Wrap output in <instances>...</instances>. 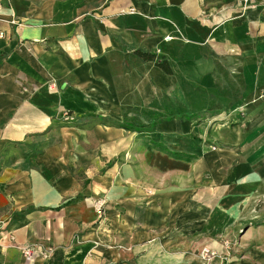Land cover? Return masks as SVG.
Listing matches in <instances>:
<instances>
[{
  "label": "crops",
  "instance_id": "crops-1",
  "mask_svg": "<svg viewBox=\"0 0 264 264\" xmlns=\"http://www.w3.org/2000/svg\"><path fill=\"white\" fill-rule=\"evenodd\" d=\"M0 34V264H264V0H0ZM156 100L189 160L117 162Z\"/></svg>",
  "mask_w": 264,
  "mask_h": 264
},
{
  "label": "rangeland",
  "instance_id": "rangeland-1",
  "mask_svg": "<svg viewBox=\"0 0 264 264\" xmlns=\"http://www.w3.org/2000/svg\"><path fill=\"white\" fill-rule=\"evenodd\" d=\"M53 82V81H52ZM50 82V83H52ZM180 111H177L176 108H164L162 106V101H154L153 102V106H151L150 108L145 107V106H139L134 108L131 113L128 114H124L123 115V120L120 122H117L115 127L116 131L122 132L123 136L122 138H119L117 141L118 143H120L122 141V146L125 148L124 152H121L119 154L113 155V158L117 161L120 162L122 160H125V158H127L128 154H125V151L127 150H135V149H139L142 147H152V151H155L157 153H160L161 155H168L170 157L173 158H179L182 157L185 160H189L190 156L184 154L183 152L179 151V146L180 145H185L187 144L186 140L190 141V137H181V136H173L170 140L168 138V134L165 133H156V131L154 133H151L152 131H136L135 128L137 127H145V126H150L152 120L154 119H158V118H163L166 116H170V115H179ZM68 115L67 112H65V114L63 113V119L64 122L67 121H75L76 119H70V118H64V116ZM70 116V115H69ZM102 116H107V120L105 122V124H100V125H94L93 128H97V130H105L108 131L110 130L111 126L109 123H114V122H110L109 119H113L114 115L113 113H108L107 115H102ZM127 124L132 125V129H128L126 126ZM126 125V126H125ZM114 126V125H112ZM100 132V131H99ZM102 133V132H100ZM86 141H88L86 139ZM114 138L113 140H107V144L108 146H112L114 147ZM89 144L90 145H99L98 144V140L96 139V136H93L92 138L89 139ZM247 224V223H246ZM245 225H240L238 228V231L242 230ZM247 230V228L244 230V232ZM250 230H252V234L250 235L251 237L258 238L259 235H261L257 229H253L251 228ZM257 230V231H256ZM239 231V232H240ZM243 232V233H244ZM237 236L238 234L235 233L233 236H231V238L229 239V241L224 240L223 244H225V246H227V250L224 251V253L217 251V255L215 257V259L212 261L211 264H231L232 262V258L233 256L236 254L235 252H232V249H230V244L234 245V243L237 240ZM197 259L199 260L200 264H207L205 262H202L199 257H198V252H197Z\"/></svg>",
  "mask_w": 264,
  "mask_h": 264
},
{
  "label": "built area",
  "instance_id": "built-area-1",
  "mask_svg": "<svg viewBox=\"0 0 264 264\" xmlns=\"http://www.w3.org/2000/svg\"><path fill=\"white\" fill-rule=\"evenodd\" d=\"M1 35V34H0ZM65 114V113H64ZM64 118H70V116L66 115ZM95 205L99 208L101 206V203L99 201L95 202ZM51 250L50 247L47 248H42L39 245H30V246H25L22 248V252L24 256L28 260H32L36 255L40 254H46ZM217 255V252L215 249L210 248L209 246H204L198 251V257L202 262H205L207 264H211L212 261L215 259Z\"/></svg>",
  "mask_w": 264,
  "mask_h": 264
},
{
  "label": "trees",
  "instance_id": "trees-1",
  "mask_svg": "<svg viewBox=\"0 0 264 264\" xmlns=\"http://www.w3.org/2000/svg\"><path fill=\"white\" fill-rule=\"evenodd\" d=\"M137 54L140 56L141 59L143 60H154L156 65L158 67H160L162 70L169 72V66L168 63L166 62V60L164 59H157L155 58L154 54H150L148 52H141V51H137ZM69 115V114H68ZM153 125L152 126H145V127H137L135 128L137 131H152L153 129Z\"/></svg>",
  "mask_w": 264,
  "mask_h": 264
}]
</instances>
